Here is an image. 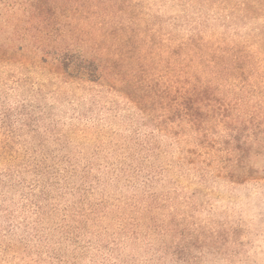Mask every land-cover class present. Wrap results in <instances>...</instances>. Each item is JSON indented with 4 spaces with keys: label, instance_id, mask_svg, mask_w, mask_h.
<instances>
[{
    "label": "rangeland",
    "instance_id": "1",
    "mask_svg": "<svg viewBox=\"0 0 264 264\" xmlns=\"http://www.w3.org/2000/svg\"><path fill=\"white\" fill-rule=\"evenodd\" d=\"M44 1L56 7L59 0ZM249 1L247 7L264 6V1ZM149 9L163 19L167 34L173 3L153 0ZM214 10L215 16L230 14ZM45 17L49 21L27 31L16 30L15 21L0 24V44L10 41L14 50L29 45L25 61L18 59L20 53L0 61V141H7L5 151L0 150V264H58V161L62 168L91 165L104 179L101 193L117 201L106 215H99V225L91 222L84 239L101 240V250L93 259L83 257L81 264H264V159L257 164L263 178L239 182L225 168L229 153L223 130L212 133L211 147L197 145L179 126L159 125L169 102L159 106L155 93L157 51L151 55L147 82L139 75L132 78L141 94L147 85L152 88L149 110L134 102L131 83L113 77L84 83L62 75L53 59L58 43H65L69 57L98 52L90 41L92 23H65L59 11L48 9L41 15ZM233 17L229 21L239 27L264 26L262 19ZM113 40L116 64L128 69L130 59L121 53V40ZM136 166L142 174L130 175ZM127 177L137 184L129 185ZM147 206L155 213L157 228H150L144 218ZM170 212L191 227L205 228L209 239L192 244L187 237H175L166 223ZM119 225L139 233L133 234L137 240L126 238L125 250ZM112 242L114 259L105 260ZM175 247L179 250L174 256Z\"/></svg>",
    "mask_w": 264,
    "mask_h": 264
},
{
    "label": "trees",
    "instance_id": "2",
    "mask_svg": "<svg viewBox=\"0 0 264 264\" xmlns=\"http://www.w3.org/2000/svg\"><path fill=\"white\" fill-rule=\"evenodd\" d=\"M152 1L59 0L56 7H47L44 0H0V24L15 21L16 30L27 31L34 24L47 22V17L41 18L47 9L59 11L65 23L89 20L92 23L90 41L98 52L89 51V55L80 52L78 57H69L65 43L60 47L58 43L53 59L59 65V72L84 83H101L109 77L131 83V97L143 110L151 109L148 102L152 88L147 85L141 94L132 78L139 75L142 83L147 82V75H151V55L157 51L159 87L155 93L159 106L169 102L159 116V125L175 130L179 126L182 132L195 138L197 145L208 143L211 147H214L210 139L212 133L223 130L226 133L223 145L226 144L229 153L225 168L230 169L239 182L258 178L261 171L257 164L264 159V26L239 27L229 18L238 14L264 21V6L247 7L248 0H162L173 3L166 34L163 19L158 14L155 18L149 9ZM230 1H236L238 5L230 6ZM262 1L258 0L257 4ZM209 6L213 8L207 9ZM214 8L230 11V14L215 16ZM16 9L20 10L16 12ZM108 39H112L110 43ZM113 39L121 40V53L125 59H130L128 69L116 64ZM20 46L14 50L10 41L1 42L0 61L17 58L14 56L17 53H20L18 59L25 61L29 45ZM6 147L7 141L1 140L0 150L5 151ZM4 155L9 162L10 156L7 152ZM60 162L58 212H62V217L58 223V264H81L83 257L92 256L93 259L101 250V240L84 239L91 222L95 220L99 225V215H106L109 206L117 205V201L101 193L104 179L98 172L94 173L91 165L62 168ZM129 172L139 176L142 169L136 166ZM72 177L79 181L73 184ZM113 177L122 178L114 174ZM127 181L129 185L137 184L129 177ZM69 195L75 198L68 200ZM104 204L106 207L100 210ZM144 218L150 228H157L153 223L156 216L150 206L146 207ZM166 218L175 237L176 233L182 236L178 238L187 237L192 244H202L210 237L202 226L199 229L191 227L184 219L181 222L175 212H170ZM118 228L125 250L126 238L137 240L133 234L138 236L139 233L127 231L122 225ZM115 244H109L105 260L114 259ZM14 247L12 244L8 248L13 250ZM178 250L175 247L174 256ZM194 256V260L198 259Z\"/></svg>",
    "mask_w": 264,
    "mask_h": 264
}]
</instances>
